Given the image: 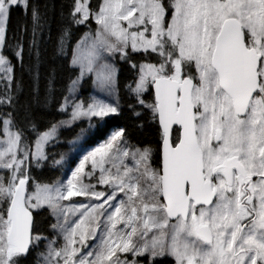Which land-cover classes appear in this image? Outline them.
I'll return each instance as SVG.
<instances>
[{"label":"snow or ice","instance_id":"6c2138e0","mask_svg":"<svg viewBox=\"0 0 264 264\" xmlns=\"http://www.w3.org/2000/svg\"><path fill=\"white\" fill-rule=\"evenodd\" d=\"M0 264H264V0H0Z\"/></svg>","mask_w":264,"mask_h":264},{"label":"trees","instance_id":"16d2710c","mask_svg":"<svg viewBox=\"0 0 264 264\" xmlns=\"http://www.w3.org/2000/svg\"><path fill=\"white\" fill-rule=\"evenodd\" d=\"M55 2L57 3V5H59L60 0H55ZM18 19H19V17L14 15L11 27H13V28L16 27ZM28 23H29V27H31V21L30 20L28 21ZM16 76H17V78H19V76H20L19 67H17V69H16ZM23 79H24V82H25V92L27 93V89L30 88V86H31V80H30L29 76L27 75V73L24 74ZM60 83H62V82H58L57 87L60 86ZM43 86H44V84H43V80H42L41 81V88H43ZM83 87H84L85 93L90 92L91 88H90V85L87 82L84 83ZM58 94L59 93H57V95ZM124 124H128L129 127H131L130 122L127 121L126 119H120V120H115V121L110 122V124L103 131L93 135L92 138L90 139V142H92V143L98 142L99 140L104 138V135H105V133L107 132V130L109 128L114 127V126H122ZM75 131H79V127L78 126H75ZM62 135H63V138H64L65 142L58 150L62 151V152H65V150H67V148H68L67 141L72 139V131L71 130L64 131ZM133 140H134V142L136 140L151 141L152 137L149 134H147V133L142 135L139 132L133 130Z\"/></svg>","mask_w":264,"mask_h":264},{"label":"rangeland","instance_id":"374dc122","mask_svg":"<svg viewBox=\"0 0 264 264\" xmlns=\"http://www.w3.org/2000/svg\"><path fill=\"white\" fill-rule=\"evenodd\" d=\"M82 122H86V121H82ZM85 127H86V125H85ZM99 144H100V142L98 144L94 145V146H98ZM94 146H91V147H94ZM91 147H87L86 146V148H88V149H90ZM66 152L68 153V162L65 165L64 171H65V174L70 176V171L74 170V168L79 163L80 155H78L76 153V151L74 149H72V148H69ZM74 199H77V198H74ZM78 199H81V198H78Z\"/></svg>","mask_w":264,"mask_h":264}]
</instances>
